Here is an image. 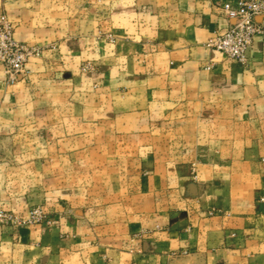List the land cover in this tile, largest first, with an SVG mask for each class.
<instances>
[{"label": "crops", "instance_id": "obj_1", "mask_svg": "<svg viewBox=\"0 0 264 264\" xmlns=\"http://www.w3.org/2000/svg\"><path fill=\"white\" fill-rule=\"evenodd\" d=\"M225 1L0 0L57 46L27 62L41 109L0 66V137L42 117L58 164L91 168L48 221L0 225V264H264V16L230 60L206 44Z\"/></svg>", "mask_w": 264, "mask_h": 264}, {"label": "rangeland", "instance_id": "obj_2", "mask_svg": "<svg viewBox=\"0 0 264 264\" xmlns=\"http://www.w3.org/2000/svg\"><path fill=\"white\" fill-rule=\"evenodd\" d=\"M109 35L111 34H108V38ZM89 65L94 67L91 62L84 61L80 65V70L82 72L91 71L92 68H85ZM19 82L29 88L31 97L34 93V107L43 108L42 85L37 81H32L30 70L26 79ZM22 106L25 108L26 102ZM34 119L35 124L27 127L25 118H17L19 122L16 123V131L0 137V193L2 192L0 225L19 228L25 224H39L48 221L47 211L53 207V204L67 207L61 201L66 202L67 200L66 187L73 188L76 183L73 181L75 170L78 169L79 173L91 172L90 166H61L58 164V149L47 147L49 144L53 147V137L50 139L48 128L43 127V118L35 117ZM56 144L57 142L55 146ZM65 177H67L66 180H64ZM31 211L41 212V220L32 223H18L20 219L29 216ZM175 264L199 263L184 261Z\"/></svg>", "mask_w": 264, "mask_h": 264}, {"label": "built area", "instance_id": "obj_3", "mask_svg": "<svg viewBox=\"0 0 264 264\" xmlns=\"http://www.w3.org/2000/svg\"><path fill=\"white\" fill-rule=\"evenodd\" d=\"M220 12L226 18V25L214 31L206 44L221 51L230 60L247 63L253 38L262 30L256 18L264 16V0L225 1L220 6ZM109 39L113 40V37L109 35ZM56 47L54 43L29 44L17 40L11 20L5 13H0V66L6 83L15 84L26 79L29 73L27 62L42 56L46 51H55ZM85 68L90 69L92 66ZM41 218V212L31 211L18 223L37 222Z\"/></svg>", "mask_w": 264, "mask_h": 264}]
</instances>
